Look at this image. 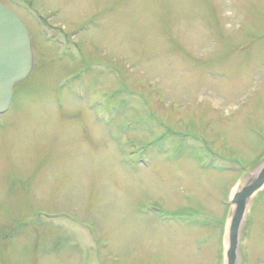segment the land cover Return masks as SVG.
I'll list each match as a JSON object with an SVG mask.
<instances>
[{"label": "rangeland", "instance_id": "1", "mask_svg": "<svg viewBox=\"0 0 264 264\" xmlns=\"http://www.w3.org/2000/svg\"><path fill=\"white\" fill-rule=\"evenodd\" d=\"M0 3L33 51L0 115V264H224L264 165V0ZM238 264H264V188Z\"/></svg>", "mask_w": 264, "mask_h": 264}, {"label": "water", "instance_id": "2", "mask_svg": "<svg viewBox=\"0 0 264 264\" xmlns=\"http://www.w3.org/2000/svg\"><path fill=\"white\" fill-rule=\"evenodd\" d=\"M33 68L29 31L22 20L0 3V115L12 104L15 86L26 80ZM264 188V165L256 180L239 189L230 204L234 207L227 234L224 264H238L241 230L249 201Z\"/></svg>", "mask_w": 264, "mask_h": 264}, {"label": "trees", "instance_id": "3", "mask_svg": "<svg viewBox=\"0 0 264 264\" xmlns=\"http://www.w3.org/2000/svg\"><path fill=\"white\" fill-rule=\"evenodd\" d=\"M203 163V162H202ZM204 164V163H203ZM239 165V164H238ZM223 259H224V257H223Z\"/></svg>", "mask_w": 264, "mask_h": 264}]
</instances>
